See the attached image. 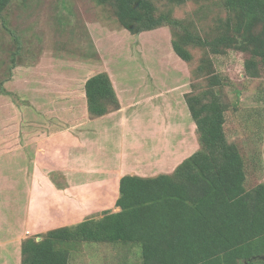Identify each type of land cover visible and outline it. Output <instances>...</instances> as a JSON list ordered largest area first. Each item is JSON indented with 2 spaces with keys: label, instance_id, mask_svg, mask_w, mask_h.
Returning <instances> with one entry per match:
<instances>
[{
  "label": "rangeland",
  "instance_id": "obj_1",
  "mask_svg": "<svg viewBox=\"0 0 264 264\" xmlns=\"http://www.w3.org/2000/svg\"><path fill=\"white\" fill-rule=\"evenodd\" d=\"M156 3L172 18L187 21L197 7L193 0ZM217 14L215 10L200 27L208 30L207 24L214 25ZM172 40L169 26L131 33L111 5L97 0H12L8 4L0 15V224L4 222L11 237L0 239L1 260L8 256L17 263L19 244L28 237L117 211L114 183L121 159L151 169L164 162L161 153L156 158L143 151L153 142L130 141L136 126L129 120L137 115L138 101H145L144 89L148 93L187 79L191 91V83L202 77L198 67L205 50L193 48V60L187 62L176 54ZM211 56L226 77L227 138L245 160L246 186L251 188L264 182V66L259 77H252L245 74L247 54L228 50ZM101 71L110 74L128 101L121 131L120 113L111 117V126L106 122L110 118L92 127L88 124L84 85ZM135 90L138 94L132 96ZM82 120L89 129L74 128ZM105 126L110 130L100 131ZM77 145L86 152L79 155ZM90 163L103 165L92 171ZM70 246V264H121L127 258L141 264L137 243L82 240Z\"/></svg>",
  "mask_w": 264,
  "mask_h": 264
},
{
  "label": "trees",
  "instance_id": "obj_2",
  "mask_svg": "<svg viewBox=\"0 0 264 264\" xmlns=\"http://www.w3.org/2000/svg\"><path fill=\"white\" fill-rule=\"evenodd\" d=\"M12 0H0V15ZM111 5L131 33L169 26L172 46L184 61L192 49L205 50L185 94L197 125L200 148L172 173L155 177L124 175L119 211L55 229L21 243V264H70L71 244L82 240L137 243L142 264H254L264 261V182L247 188L245 160L227 138L226 77L211 55L228 50L247 54L245 74L259 77L264 66V0H193L201 5L190 21L171 17L156 0H97ZM184 2L186 0H170ZM217 15L208 30L204 19ZM214 18V17H213ZM212 18V19H213ZM197 72V74H199ZM89 116L100 118L121 108L107 71L85 83Z\"/></svg>",
  "mask_w": 264,
  "mask_h": 264
},
{
  "label": "crops",
  "instance_id": "obj_3",
  "mask_svg": "<svg viewBox=\"0 0 264 264\" xmlns=\"http://www.w3.org/2000/svg\"><path fill=\"white\" fill-rule=\"evenodd\" d=\"M179 81L180 82L176 85H170L168 87L163 86L164 88H162V86H157L156 89H153L148 93H145L146 89H144L143 91L141 90L142 93L145 94L143 97L146 98L144 99L145 101H138L137 106L134 107V109H138L136 113L137 115H132L131 120H129V122L132 121L133 124L136 126V132H133L136 133V136L135 138H133L132 135L130 137V141L137 140L139 138L140 141H149L148 145L151 144L150 142H153L151 147H142L143 151H145L146 149L148 151L145 152L146 154L149 155V153H151L152 155L156 156V158L160 157L161 155H164V162L160 165L155 164V167H152L154 171H152L151 167L141 168L138 162L127 164L123 162V159H121L120 164L118 165L117 163L116 169L118 170L120 175L116 179L117 181L114 183V189L116 192V199L113 203L114 205H116V201L119 197L120 180L124 175L130 174L139 175L142 177H155L162 173H172L183 160L191 156L200 148V143L197 134V125L191 115V112L189 113L187 111L188 104L185 99V94L190 91L189 82L187 79H184V81ZM115 88L121 102V108L96 119H92L89 116L86 91L84 89V97L86 98L84 109L88 119H90V123L88 122L90 127H92L93 124L102 121L104 118H110L109 120L107 119L106 122L107 125L111 126V124L113 123V119L111 117H113L114 114H117L118 118V114L120 113V119L121 122H123L120 131L125 128L127 118H124L123 114L125 115V111L130 107H128V101L124 98V93L121 91V88L120 90L117 86H115ZM128 90L132 91L133 89L129 88ZM134 94H138V90L133 91L132 96H134ZM177 107L180 108L176 110ZM78 126H84L87 128L89 127L88 125L86 126L84 120L79 123L77 122L74 128H77ZM108 129L110 130V127L105 126V128L101 129L100 131L103 132V130L105 131ZM120 137L123 141V131L120 134ZM146 138H149V140H146ZM76 149L80 150V152H78V150L76 151V154L78 152L79 155L84 154L86 152V150H83V146L77 145ZM118 149H120V147H118ZM157 149L159 152H156ZM132 150L135 151V147H133ZM159 153H161V155ZM132 157H134L133 159L136 158V156ZM126 158L129 157L126 156ZM73 159L74 156L72 157V160ZM79 163L80 160H78L77 164ZM99 164L100 163H90V165H88V169L92 171L97 169L99 171V168H102L101 166L103 165L102 163L100 165ZM147 169L150 170L146 171ZM119 210H121V207L117 206V211ZM2 223L4 222H1L0 224V228H3L0 229V239L3 237L10 238L11 233L5 232L4 227L6 226ZM19 249L20 252L18 253L17 263L10 261L7 256L6 259H0V264H21V243L19 244ZM122 262L123 263L121 264H134L132 261H129V258ZM140 262L142 264L141 257Z\"/></svg>",
  "mask_w": 264,
  "mask_h": 264
}]
</instances>
